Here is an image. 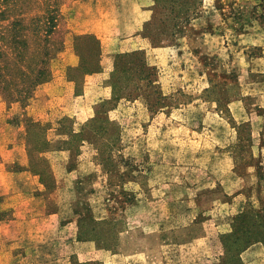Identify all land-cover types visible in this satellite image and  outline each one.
Instances as JSON below:
<instances>
[{"label": "rangeland", "instance_id": "obj_1", "mask_svg": "<svg viewBox=\"0 0 264 264\" xmlns=\"http://www.w3.org/2000/svg\"><path fill=\"white\" fill-rule=\"evenodd\" d=\"M43 3L24 0L22 15ZM55 8L64 43L51 78L24 108L0 101V264H264L260 226L238 233L236 252L220 242L245 213L264 219L260 0ZM81 33L96 37L100 66L76 94L65 74ZM130 51L146 78L123 72L128 91L109 100L113 56ZM26 116L41 126L33 138Z\"/></svg>", "mask_w": 264, "mask_h": 264}, {"label": "trees", "instance_id": "obj_2", "mask_svg": "<svg viewBox=\"0 0 264 264\" xmlns=\"http://www.w3.org/2000/svg\"><path fill=\"white\" fill-rule=\"evenodd\" d=\"M23 4L24 0H0V101L6 106L12 102H17L21 108H24L28 101L33 99L36 87L51 78L50 62L62 50L64 43L62 39L57 40L54 36L56 31V0H44L40 11L38 10L36 15L29 17L22 15L24 13ZM260 7L264 9V0H260ZM13 9L18 11L19 15L11 19L6 18L7 13ZM255 15L257 20L264 24V12L262 11ZM70 44L73 53L77 57V62L75 65L66 66L65 78L73 84L74 92L77 94L81 91L80 87L83 77L99 69V44L92 33L73 34ZM137 54L138 51L114 54L113 69L109 77V100H116L126 95L128 91L125 93V89H127L126 81H123L125 83L121 82V79L126 78V76H123L125 74L123 72H127L128 76V72L132 71V75L146 78L143 70L140 69L142 62L138 63V66L135 63L134 55ZM126 57L128 58L127 60H125ZM138 68V74H134ZM126 79L129 81V76ZM109 100H101L96 103L94 106L95 110ZM24 121L25 139L28 136L33 138V135L39 132L40 123L29 116H26ZM95 121L98 123L95 124ZM102 121L98 117L93 116L87 119L86 122L92 125V130H100L104 128L100 124ZM36 138L35 142L40 144L44 141L41 136ZM31 170L41 176L44 169L41 168L40 171H35L32 168ZM3 213L4 211L0 210V216ZM237 221L232 224L235 226L233 231L228 234H222L220 237L222 244L227 243L229 247H232V249L228 248L229 252L237 251L236 241L238 240V233L242 237L247 238L251 229L256 225L262 229L263 237L259 240L264 244V219L258 225L250 214L245 213ZM77 233V238L79 239V231Z\"/></svg>", "mask_w": 264, "mask_h": 264}, {"label": "crops", "instance_id": "obj_3", "mask_svg": "<svg viewBox=\"0 0 264 264\" xmlns=\"http://www.w3.org/2000/svg\"><path fill=\"white\" fill-rule=\"evenodd\" d=\"M51 215H52V214H48L47 216H48V217H51Z\"/></svg>", "mask_w": 264, "mask_h": 264}]
</instances>
